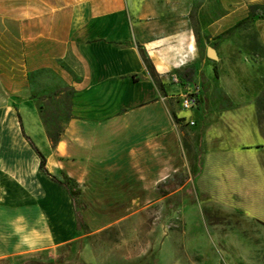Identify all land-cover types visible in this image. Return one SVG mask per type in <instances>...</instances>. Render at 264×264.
Segmentation results:
<instances>
[{"label":"crops","instance_id":"1","mask_svg":"<svg viewBox=\"0 0 264 264\" xmlns=\"http://www.w3.org/2000/svg\"><path fill=\"white\" fill-rule=\"evenodd\" d=\"M253 4L264 9V0H0V206L15 208L0 256L59 246L74 234L70 199L38 169L22 130L49 172L75 179L84 212L135 207L132 195L154 193L165 176L175 125L167 98L180 91L168 84L170 72L193 65L195 73L200 49ZM246 25L264 49V17ZM44 74L71 90L54 141L30 90Z\"/></svg>","mask_w":264,"mask_h":264},{"label":"rangeland","instance_id":"2","mask_svg":"<svg viewBox=\"0 0 264 264\" xmlns=\"http://www.w3.org/2000/svg\"><path fill=\"white\" fill-rule=\"evenodd\" d=\"M210 43L216 57H208L203 46L191 80L201 87L197 104L181 107L175 91L167 98L175 125L165 176L154 193L132 195L138 196L133 208L93 205L85 212L77 195L85 226L73 239L82 237L78 254L86 263L264 264V106L258 100L264 49L252 25ZM43 77L44 84L31 83L30 90L54 132L68 115L69 88ZM168 84L182 89L180 81ZM160 189L169 191L162 195ZM14 211L13 204L0 206V249L8 244L4 236L13 233ZM68 248L35 252L55 257Z\"/></svg>","mask_w":264,"mask_h":264},{"label":"trees","instance_id":"3","mask_svg":"<svg viewBox=\"0 0 264 264\" xmlns=\"http://www.w3.org/2000/svg\"><path fill=\"white\" fill-rule=\"evenodd\" d=\"M255 17H264V9L257 4L250 5V10L247 14L244 16L238 18L230 27L224 29L222 32H220L217 36L218 37H224L231 33L233 30H235L237 27L245 26L248 22H251ZM137 48L140 52L142 61L148 70V73L150 75V78L156 85L158 89H163L162 81L159 79L157 73L154 70V67L144 52L143 48L139 45H137ZM178 78L181 84H185L186 82H190L192 80V77L194 75V66L193 65H186L182 69L177 70ZM71 93V90L69 88V94ZM70 98V97H69ZM199 101V94L197 97ZM222 99L224 101H227V97L224 93H222ZM258 100L260 102V106H264V91L263 93L258 97ZM228 103V102H227ZM38 108L40 109V106L38 105ZM69 108V106H68ZM19 117V115H18ZM45 124L46 122L43 121ZM59 129H57L54 132L49 131V129L46 128L47 136L50 138V140L54 141L57 138V135L59 133ZM22 134L24 135L25 139L28 141L29 145L32 147V149L36 152L38 155V169L45 174L50 180H52L55 184L59 185L61 188L65 190L67 193L72 210H73V217H74V233L76 235H80L83 233L84 230V220L83 215L79 208L77 207L76 197L79 195V187L75 181L74 178L67 175L63 170L59 169L56 173L49 172L45 167V158L42 152L34 145L32 140L29 138L28 135H26L23 130ZM162 193H166L165 190H162ZM65 245L68 248L67 252L65 254H60L55 257L53 256H43L39 254V252H30V253H18V254H12V255H6L0 257V264H74L77 262V264H88L86 263L78 254V251L82 247V237L78 236L70 241H67L66 243L62 244Z\"/></svg>","mask_w":264,"mask_h":264},{"label":"built area","instance_id":"4","mask_svg":"<svg viewBox=\"0 0 264 264\" xmlns=\"http://www.w3.org/2000/svg\"><path fill=\"white\" fill-rule=\"evenodd\" d=\"M169 77L171 81L179 82L178 74L176 72H170ZM199 93L200 88L197 83L190 81L182 84V89L177 95L180 106L187 108L196 105L198 102L197 97ZM189 123H192V120H189Z\"/></svg>","mask_w":264,"mask_h":264},{"label":"water","instance_id":"5","mask_svg":"<svg viewBox=\"0 0 264 264\" xmlns=\"http://www.w3.org/2000/svg\"><path fill=\"white\" fill-rule=\"evenodd\" d=\"M206 55L210 58H215L216 57V53L213 47L208 46L206 49Z\"/></svg>","mask_w":264,"mask_h":264},{"label":"flooded vegetation","instance_id":"6","mask_svg":"<svg viewBox=\"0 0 264 264\" xmlns=\"http://www.w3.org/2000/svg\"><path fill=\"white\" fill-rule=\"evenodd\" d=\"M192 82V81H191ZM198 85H199V83H197ZM199 88H200V91H201V87H200V85H199Z\"/></svg>","mask_w":264,"mask_h":264}]
</instances>
